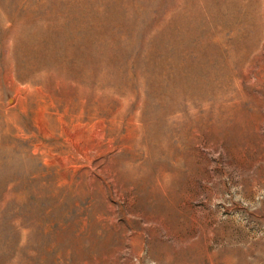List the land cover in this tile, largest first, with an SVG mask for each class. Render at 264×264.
<instances>
[{
    "label": "rangeland",
    "instance_id": "374dc122",
    "mask_svg": "<svg viewBox=\"0 0 264 264\" xmlns=\"http://www.w3.org/2000/svg\"><path fill=\"white\" fill-rule=\"evenodd\" d=\"M0 264H264V0H0Z\"/></svg>",
    "mask_w": 264,
    "mask_h": 264
}]
</instances>
